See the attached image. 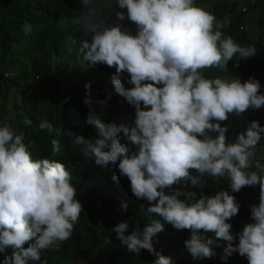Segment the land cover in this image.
Listing matches in <instances>:
<instances>
[{"label": "clouds", "instance_id": "1", "mask_svg": "<svg viewBox=\"0 0 264 264\" xmlns=\"http://www.w3.org/2000/svg\"><path fill=\"white\" fill-rule=\"evenodd\" d=\"M116 4L126 13L115 11V17L133 22L135 35L122 30L120 24L106 26L101 21L92 29L91 41H81L80 51L90 66L115 68V92L134 106V124H105L90 115L85 122L95 126L99 138L76 134L72 143L81 146L83 156H94L97 165L118 162L132 194L146 200V212L158 218L143 228L137 225L130 233L125 221L111 231L128 252L138 256L147 250L155 255L151 264H173L170 257L156 252L152 243L165 224L173 231V227L190 231L184 246L193 259L212 258L214 249L224 241L222 258L238 253L248 264H264V164L257 162L255 170H250L264 127L252 120L229 142V128L221 126L229 115L259 109L264 94L259 93L261 85L253 77L242 83L238 78H206L202 74L207 68L228 71L234 56V67H239L240 59L255 56L257 50L241 47L232 37L224 36L216 17L195 0H116ZM22 30L28 35L32 26L25 22ZM125 72L130 88L122 83ZM85 88L84 103L90 104V84ZM110 99L111 93L98 103L104 105ZM23 124L31 126L32 120L25 118ZM39 128L51 131L52 125L42 122ZM121 133L128 143L120 142ZM24 140V131L17 133L7 123L0 126V253L7 247L14 249L2 264L41 262L42 252L58 250L71 238L83 211L70 172L57 160L34 159ZM51 143L54 157L61 146L56 139ZM207 177H226L232 193L259 185V204L250 206L253 222L245 224L241 232L233 235L227 222L240 207L229 191L198 195L174 187L190 181L202 188ZM112 179L118 178L113 175ZM165 189H170V194ZM182 196L185 199H180ZM127 207L122 204L123 210ZM237 237L238 243H234ZM103 243L112 241L105 237Z\"/></svg>", "mask_w": 264, "mask_h": 264}, {"label": "trees", "instance_id": "2", "mask_svg": "<svg viewBox=\"0 0 264 264\" xmlns=\"http://www.w3.org/2000/svg\"><path fill=\"white\" fill-rule=\"evenodd\" d=\"M241 0H195V3L212 13L224 36H230L241 47L254 46L257 54L248 59H240L239 67H234L237 58L228 62V71L216 68L202 70L206 78L217 76L234 79L243 83L250 77L259 81L260 94H264V0H253L248 4L246 13L240 7ZM119 9L116 0H0V126L7 123L17 133L25 132V144L29 146L33 158H49L62 163L71 174V183L77 190L76 199L83 211L72 236L63 242L58 250H47L41 254V262L46 264H151L157 257L147 250H141L136 256L121 245L111 229L119 222L129 224V233L139 225L143 228L151 222L146 212L148 202L137 199L131 192L130 181L121 176L118 162H109L107 166L95 163V157H86L80 153L79 145L72 141L76 134L86 139H96L97 129L85 121L90 115L108 124L133 125L134 106L115 92L112 77L115 68L105 64L90 66L83 60L80 51L81 41H91L92 29L101 21L106 26L120 24L122 30L135 35L136 25L127 19L120 21L115 17ZM28 22L32 26L30 34L25 35L22 26ZM243 27V28H242ZM253 27L257 35L252 37ZM75 41V43H72ZM238 55V54H237ZM16 70V72H15ZM13 71L12 77L5 73ZM130 77L122 74V83L130 88ZM90 84L91 103H84L85 85ZM16 91L22 96L21 104H15V115L8 109L11 94ZM111 93V99L101 105ZM67 98V99H66ZM21 110H19V107ZM143 107V105H142ZM25 118L32 120L31 126L23 124ZM256 120L264 127V105L259 109H249L240 116L229 115L221 126H227L226 137L234 142L237 135L244 131L249 122ZM48 122L52 130H41L40 123ZM71 134V135H69ZM216 135V133H210ZM59 141L61 151L52 156V143ZM120 142L128 143L120 134ZM129 147H134L129 144ZM107 150V149H106ZM255 163L264 164V133L258 142ZM195 175L196 173L193 172ZM115 175L118 179H112ZM184 191L203 192L214 195L227 190L235 196L239 212L231 220L233 235L242 231L245 224L252 223L250 206L259 204V185L245 186L239 192L232 193L229 181L225 178L207 177L202 188L191 185H174ZM170 194V189H165ZM185 199V197H180ZM127 204L123 210L122 204ZM105 237L112 243L104 245ZM156 252L170 257L175 264L177 250H182V239L175 235L170 224H165L163 231L152 238ZM234 243H238V237ZM226 242L214 249L210 259H193L188 253L176 264H248L246 257L233 253L226 259L223 247ZM29 243L24 245L25 248ZM14 249L7 247L0 253V264L4 256H12ZM216 258V260H215ZM29 260L28 264H41Z\"/></svg>", "mask_w": 264, "mask_h": 264}, {"label": "rangeland", "instance_id": "3", "mask_svg": "<svg viewBox=\"0 0 264 264\" xmlns=\"http://www.w3.org/2000/svg\"><path fill=\"white\" fill-rule=\"evenodd\" d=\"M250 1L251 0H241L240 1V7L241 8L248 7V4H249ZM256 35H257L256 28L253 27L252 37L255 38ZM15 72H16V70H15ZM21 100H22V96L18 92L14 91L11 94V96L9 98V101H8V109H9L10 115L12 117L15 115V110H14L15 104L22 105L21 104ZM21 107L22 106L19 107V110H21ZM173 229H174L175 235L178 238L182 239V249H183V251L182 250H177V252H178V258L175 261V264H176L177 262L185 259L184 258L185 254L187 255L189 253L188 250L184 246V241L190 238V231L187 230V229H185V230H179L178 231L174 227H173ZM206 235H210V234H206ZM220 242L223 243L224 241H220ZM220 242H219V244H220ZM215 260H216V258H215Z\"/></svg>", "mask_w": 264, "mask_h": 264}, {"label": "built area", "instance_id": "4", "mask_svg": "<svg viewBox=\"0 0 264 264\" xmlns=\"http://www.w3.org/2000/svg\"><path fill=\"white\" fill-rule=\"evenodd\" d=\"M251 3L254 4V1L252 0ZM247 10H248L247 7L242 8V12H243V13H246ZM242 28H243V27H242ZM14 74H15V73H14L13 71H8V72L5 73V77H12Z\"/></svg>", "mask_w": 264, "mask_h": 264}]
</instances>
